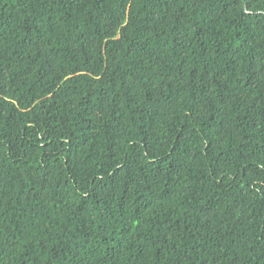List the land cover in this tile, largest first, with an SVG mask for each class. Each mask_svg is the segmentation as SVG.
Listing matches in <instances>:
<instances>
[{"label": "trees", "instance_id": "1", "mask_svg": "<svg viewBox=\"0 0 264 264\" xmlns=\"http://www.w3.org/2000/svg\"><path fill=\"white\" fill-rule=\"evenodd\" d=\"M0 264H264V0H0Z\"/></svg>", "mask_w": 264, "mask_h": 264}]
</instances>
